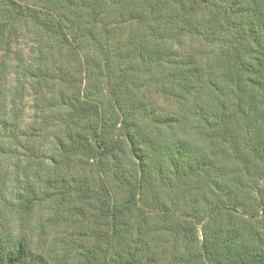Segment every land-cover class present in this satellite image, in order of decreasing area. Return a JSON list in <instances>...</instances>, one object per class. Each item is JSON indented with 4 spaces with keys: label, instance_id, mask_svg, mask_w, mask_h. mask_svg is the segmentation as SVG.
I'll use <instances>...</instances> for the list:
<instances>
[{
    "label": "trees",
    "instance_id": "obj_1",
    "mask_svg": "<svg viewBox=\"0 0 264 264\" xmlns=\"http://www.w3.org/2000/svg\"><path fill=\"white\" fill-rule=\"evenodd\" d=\"M27 26L35 60L21 78L36 96L58 82L76 88L45 63L61 47L71 56L90 44L85 77L108 110L86 90L60 99L68 111L51 164L78 158L98 172L58 185L82 208L78 234L53 260L0 237V264H264V0H0L4 55ZM123 28L128 38L112 46ZM142 82L176 110L155 114ZM142 117L170 136L154 140L135 123ZM13 121L0 115V150L15 144L29 157L33 143ZM189 121L198 143L174 134Z\"/></svg>",
    "mask_w": 264,
    "mask_h": 264
},
{
    "label": "rangeland",
    "instance_id": "obj_2",
    "mask_svg": "<svg viewBox=\"0 0 264 264\" xmlns=\"http://www.w3.org/2000/svg\"><path fill=\"white\" fill-rule=\"evenodd\" d=\"M22 30L23 34L17 40L16 45H11V53L6 56L0 50V63H2L0 115H8L10 119L14 120L15 125H18L20 131H23L25 137L33 143V149L29 152V157L26 158L21 149L15 147V144L0 150V237L8 243L22 240L32 252L41 254L49 260L52 257H59L62 254V247L68 243L66 241L78 234L81 221L78 216H82V208L75 206L72 197L70 198L66 194H56L59 182L63 181L65 185L72 187L75 180L86 182L85 179L98 178L96 167L90 165L82 168L78 158L69 161L67 165L59 164L54 167L50 162L52 145L56 143L57 139H62L61 131L68 111L66 106L60 105L62 104L60 99L64 96L73 97L78 91L93 92L90 101L97 103L103 114L107 113L108 99L103 90L100 99H97V82L92 78L85 77V62L96 58L90 44L84 46L83 52H71V56L62 47L57 53L52 52L50 59L45 63V69L53 72L59 70L73 75L77 86L73 89L66 87L61 82L56 83L53 88L43 86V89L54 90L51 93L42 91L44 97L39 99L29 81L21 78L24 67L30 65L29 62L34 63V52L36 51L35 37L32 32L34 29L27 26ZM115 34L121 40L110 41L112 46L125 41L128 38L129 30L123 28ZM17 57L20 59V64H17ZM80 80L83 81L79 82ZM145 84V82L141 83L143 87ZM156 90L142 88L140 91L142 100L155 114H167L175 111L176 105L173 101L160 96ZM10 96L14 97L15 103L12 111H10ZM140 119H136L135 123L139 124L140 129L153 137L154 140L159 133L163 137L170 136L169 130L158 128L160 125L153 122L152 118L144 119L142 117ZM194 125L191 121L184 123L183 126L174 128V134L179 136L187 134L186 138H191V142L198 143ZM19 134L21 133L19 132ZM216 146H220L221 151L228 150L222 143L219 145L217 143ZM217 153L221 152L217 151ZM150 185L151 189L156 188L157 181L150 182ZM247 185V190L251 192L253 187L250 183ZM159 190H161L159 198L165 200L161 187ZM177 193L175 201L183 206L184 200L181 197L185 196L181 190ZM205 194L208 196L207 190ZM31 196L34 197L33 203L26 204ZM197 230V239L200 241L202 239L201 227H198Z\"/></svg>",
    "mask_w": 264,
    "mask_h": 264
}]
</instances>
